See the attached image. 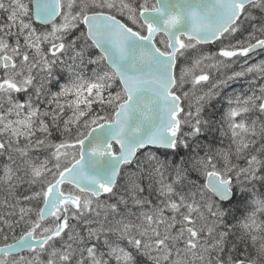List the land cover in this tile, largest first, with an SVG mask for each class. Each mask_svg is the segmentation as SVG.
I'll list each match as a JSON object with an SVG mask.
<instances>
[{
  "label": "snow or ice",
  "instance_id": "6c2138e0",
  "mask_svg": "<svg viewBox=\"0 0 264 264\" xmlns=\"http://www.w3.org/2000/svg\"><path fill=\"white\" fill-rule=\"evenodd\" d=\"M0 264H264V0H0Z\"/></svg>",
  "mask_w": 264,
  "mask_h": 264
},
{
  "label": "rangeland",
  "instance_id": "374dc122",
  "mask_svg": "<svg viewBox=\"0 0 264 264\" xmlns=\"http://www.w3.org/2000/svg\"><path fill=\"white\" fill-rule=\"evenodd\" d=\"M237 90H239V86H237Z\"/></svg>",
  "mask_w": 264,
  "mask_h": 264
}]
</instances>
